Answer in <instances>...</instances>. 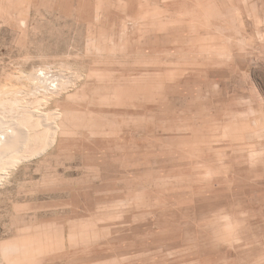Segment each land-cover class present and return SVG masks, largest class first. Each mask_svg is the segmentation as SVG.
Returning a JSON list of instances; mask_svg holds the SVG:
<instances>
[{
  "label": "rangeland",
  "instance_id": "374dc122",
  "mask_svg": "<svg viewBox=\"0 0 264 264\" xmlns=\"http://www.w3.org/2000/svg\"><path fill=\"white\" fill-rule=\"evenodd\" d=\"M0 125V264H264V0H0Z\"/></svg>",
  "mask_w": 264,
  "mask_h": 264
},
{
  "label": "bare ground",
  "instance_id": "6f19581e",
  "mask_svg": "<svg viewBox=\"0 0 264 264\" xmlns=\"http://www.w3.org/2000/svg\"><path fill=\"white\" fill-rule=\"evenodd\" d=\"M40 79V78H39ZM41 82V81H40ZM1 125H2V123H1ZM1 125H0V135H2L3 133V140H2V136L0 137V156L1 157H3L4 156V158H5V155L7 156V154L9 153L8 151H10L11 152V149H13V145L15 144V143H19V138L18 139H15L16 138V136L13 138V136L14 135H16V134H14V133H12V132H10V133H8L9 131L8 130H6V131H8V132H3L2 130H1ZM16 133V132H15ZM10 134L11 135H13L12 137H8V135L10 136ZM18 135V134H17ZM5 136V137H4ZM23 136V135H22ZM19 137V136H18ZM22 139V138H21ZM15 147H16V145H14ZM12 153V152H11ZM6 159V158H5ZM8 159V158H7ZM2 159L0 158V163L4 160H2Z\"/></svg>",
  "mask_w": 264,
  "mask_h": 264
}]
</instances>
